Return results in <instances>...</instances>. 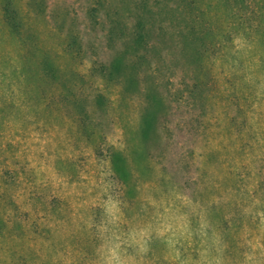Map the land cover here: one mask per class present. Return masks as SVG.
<instances>
[{"label":"rangeland","instance_id":"obj_1","mask_svg":"<svg viewBox=\"0 0 264 264\" xmlns=\"http://www.w3.org/2000/svg\"><path fill=\"white\" fill-rule=\"evenodd\" d=\"M164 238L264 264V0H0V264Z\"/></svg>","mask_w":264,"mask_h":264},{"label":"trees","instance_id":"obj_2","mask_svg":"<svg viewBox=\"0 0 264 264\" xmlns=\"http://www.w3.org/2000/svg\"><path fill=\"white\" fill-rule=\"evenodd\" d=\"M95 11V10H94ZM139 39H142V36L140 35L138 37ZM121 154L114 151L111 154V161L112 164L115 166L118 162H120L122 160ZM220 241H217V243L214 242V247H216L217 245L220 246V249H222V243L224 245L225 249H229L230 251H227L228 255L230 257H228L227 255H225L224 258L219 259L220 254L223 252L221 251L220 253H218V251H211V253H207L204 254V250H206L207 247H210L209 244L213 243L214 240L210 241V240H198L201 244H199L198 242H191L189 240H185L180 238L178 240V242H176V244H174V242H170L167 239H159L158 242H162L165 243L166 245H172L173 249V253L172 256H170L169 259H163L160 260V262H157V264H177V261L180 257L182 258H191L192 263L191 264H196L198 263H205V264H239L240 262H242V264H246L247 263V257L248 255H246L245 253V241L242 240H234L233 242H230L229 240H223V239H218ZM207 241V242H206ZM208 244V245H207ZM231 244V245H230ZM77 247V246H74ZM79 247H77V250L79 251ZM181 251V254L178 255V251ZM83 257L85 258V260L90 259L91 260V255L90 254H82ZM201 255V256H200ZM231 258V259H230ZM240 259V262L238 263ZM98 260V263L100 262V259H95V261ZM194 260V261H193Z\"/></svg>","mask_w":264,"mask_h":264}]
</instances>
